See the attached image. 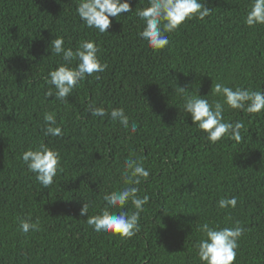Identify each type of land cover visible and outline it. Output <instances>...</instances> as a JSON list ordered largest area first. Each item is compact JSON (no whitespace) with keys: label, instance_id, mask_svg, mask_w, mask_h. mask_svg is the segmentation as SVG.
Here are the masks:
<instances>
[{"label":"trees","instance_id":"1","mask_svg":"<svg viewBox=\"0 0 264 264\" xmlns=\"http://www.w3.org/2000/svg\"><path fill=\"white\" fill-rule=\"evenodd\" d=\"M128 2L131 11L110 17L101 34L79 18L78 0H0V264H201L195 244L205 222H239L245 232L234 264H264V111L225 105V121L242 122V139L213 144L176 91L186 87L185 95L210 102L222 99L213 95L216 83L264 91V25H246L251 0H203L210 14L166 33L169 46L154 51L138 36L136 12L148 0ZM57 37L73 50L95 41L107 64L66 102L45 98L48 73L63 63L51 50ZM90 105L122 107L137 131L91 116ZM45 112L55 113L62 136L44 135ZM41 143L61 156L48 188L21 159ZM133 154L150 172L138 186L149 196L140 231L130 239L96 233L80 208L89 203L88 216L102 212L103 196L123 186L124 161ZM233 196L235 208L218 207ZM21 219L38 230L23 233Z\"/></svg>","mask_w":264,"mask_h":264},{"label":"clouds","instance_id":"2","mask_svg":"<svg viewBox=\"0 0 264 264\" xmlns=\"http://www.w3.org/2000/svg\"><path fill=\"white\" fill-rule=\"evenodd\" d=\"M128 0H78L76 12L86 27L96 29L99 33H108L111 26L110 17L117 18L121 13L130 12ZM211 9L205 7L203 0H148V6L136 12L143 23V29L138 36L154 50L160 51L169 46L170 41L166 33L175 32L186 21L192 19L203 20L210 14ZM245 23L249 27L264 25V0H251ZM52 52L61 56L63 63L48 73L47 84L51 87L45 92V98L54 97L61 102L73 90L94 73H103L107 64L99 58V45L93 40H82L73 50L64 47V39L57 37L51 42ZM73 61H77L73 67ZM99 79V76L96 77ZM176 91L183 98V110L189 114L192 123L206 135L210 143H217L225 137L239 143L242 139L240 130L242 122H229L224 119L225 105L233 110H240L249 114H259L264 111V91H252L241 87H228L216 83L212 89L213 95L222 97L211 102L200 96L185 95L189 92L186 87L176 86ZM89 113L93 117L108 116L131 133L137 131V124L129 122L125 110L113 108L108 112L104 107L89 106ZM44 135L60 137L62 128L57 125L54 112H45ZM21 159L29 173L35 174V179L43 188L54 183L58 171H61V156L58 150L39 144L35 148L25 150ZM150 172L144 166L143 158H135V154L124 161L121 179L123 186L106 193L103 200L105 207L100 214L88 216L89 203H83L80 215L87 217V224L96 233L111 234L121 239H130L140 231V213L148 203L149 196H141L138 187L142 180L149 177ZM131 204L135 209L126 212L122 209ZM237 197L221 198L218 201L220 209L235 208ZM116 210V211H113ZM38 224L30 219H21L19 228L23 233L38 230ZM198 231L202 234L195 244L197 257L201 264H234L237 257L239 240L245 228L239 222L233 227L210 226L208 222L201 224Z\"/></svg>","mask_w":264,"mask_h":264}]
</instances>
